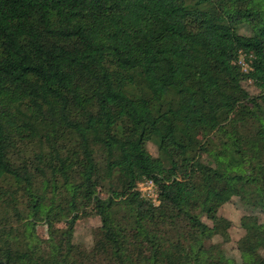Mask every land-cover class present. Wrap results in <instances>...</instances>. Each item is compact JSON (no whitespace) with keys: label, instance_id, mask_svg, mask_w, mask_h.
Wrapping results in <instances>:
<instances>
[{"label":"trees","instance_id":"obj_1","mask_svg":"<svg viewBox=\"0 0 264 264\" xmlns=\"http://www.w3.org/2000/svg\"><path fill=\"white\" fill-rule=\"evenodd\" d=\"M252 141L264 0H0V264H264ZM232 198L250 213L239 261L218 215ZM87 213L100 226L81 254Z\"/></svg>","mask_w":264,"mask_h":264},{"label":"rangeland","instance_id":"obj_2","mask_svg":"<svg viewBox=\"0 0 264 264\" xmlns=\"http://www.w3.org/2000/svg\"><path fill=\"white\" fill-rule=\"evenodd\" d=\"M256 25H253L247 29L241 31L242 33H248L251 28H255ZM238 63L244 68H246V64L244 61V56H240L238 59ZM244 89L250 95H257L258 90L250 83H243ZM146 149L152 157H158L157 148L153 143L148 142L146 144ZM245 151L247 157L258 164L260 171L264 174V146L257 142H248L245 145ZM139 184V185H138ZM138 189L140 188V193L143 196L142 198L147 200V194L149 192L148 186L142 181L139 182ZM153 204H157V201H151ZM256 213V212H255ZM249 210L244 207L241 202L237 198H232L228 203L223 205L219 211L218 215L231 223V227L228 230L229 240L228 242L222 244L223 249L227 256L239 261V252L237 250V242L243 236V230L240 227V219L244 215H248ZM260 219L263 220V216L260 215ZM100 226V221L98 217L93 214L87 213L85 216L79 218L76 222L72 243L76 250L81 254L89 253L94 246V242L98 233V228ZM65 227L64 224H56L54 228L57 230H61ZM37 234L42 239L47 238V229L44 225H38L36 228ZM221 240L219 238H215L213 240L214 243H218Z\"/></svg>","mask_w":264,"mask_h":264},{"label":"built area","instance_id":"obj_3","mask_svg":"<svg viewBox=\"0 0 264 264\" xmlns=\"http://www.w3.org/2000/svg\"><path fill=\"white\" fill-rule=\"evenodd\" d=\"M149 188V192L147 194V200H150V201H157V187L156 185L150 181V180H146V181H143ZM139 185V184H138ZM138 185H137V190L139 191L140 193V188L138 189ZM141 195V193H140ZM141 197H143L141 195Z\"/></svg>","mask_w":264,"mask_h":264}]
</instances>
